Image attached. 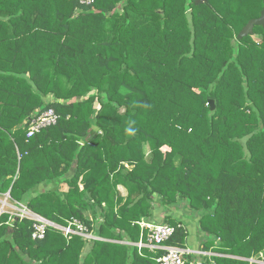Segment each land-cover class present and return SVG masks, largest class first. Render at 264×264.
I'll list each match as a JSON object with an SVG mask.
<instances>
[{
	"label": "trees",
	"instance_id": "trees-1",
	"mask_svg": "<svg viewBox=\"0 0 264 264\" xmlns=\"http://www.w3.org/2000/svg\"><path fill=\"white\" fill-rule=\"evenodd\" d=\"M263 6L0 0V194L97 236L5 211L0 264H158L130 244L151 218L208 264H264V27L239 37Z\"/></svg>",
	"mask_w": 264,
	"mask_h": 264
},
{
	"label": "built area",
	"instance_id": "built-area-1",
	"mask_svg": "<svg viewBox=\"0 0 264 264\" xmlns=\"http://www.w3.org/2000/svg\"><path fill=\"white\" fill-rule=\"evenodd\" d=\"M81 3L90 5L94 0H80ZM58 114L53 108L44 110L27 121L28 125V137L34 136L40 132L43 128L54 125L58 121ZM21 206L20 213H16V216L21 218H30L34 221L33 224V238L43 239L46 236L48 226H54L61 229L64 235L71 238L74 234L82 235L86 238H97L92 232H88L87 225L81 220H73L67 226L57 225L42 216L32 212L27 206L18 204ZM143 231L139 242L134 243L140 249L142 247H149L151 250L162 249L165 252L156 257L158 264H208L206 256H211L212 252L202 251L200 249H190L188 247H178L166 245L165 241L171 238L176 231L175 226L168 223H153L150 221L139 222ZM144 231H147L145 233ZM193 255V258L189 259L188 256ZM209 264H215L210 262Z\"/></svg>",
	"mask_w": 264,
	"mask_h": 264
},
{
	"label": "water",
	"instance_id": "water-1",
	"mask_svg": "<svg viewBox=\"0 0 264 264\" xmlns=\"http://www.w3.org/2000/svg\"><path fill=\"white\" fill-rule=\"evenodd\" d=\"M264 2V0H263ZM256 25H261L264 27V6H263V9L261 11V14L258 18H253L251 19L246 25L245 27L241 30L240 34H239V37H244V36H247L249 34H252L253 31H254V27ZM210 106H211V109L212 110H215L216 108V104H215V101L214 100H210ZM7 195L10 197L11 194H10V190L8 191ZM2 212H0L1 214Z\"/></svg>",
	"mask_w": 264,
	"mask_h": 264
},
{
	"label": "rangeland",
	"instance_id": "rangeland-1",
	"mask_svg": "<svg viewBox=\"0 0 264 264\" xmlns=\"http://www.w3.org/2000/svg\"><path fill=\"white\" fill-rule=\"evenodd\" d=\"M13 206L17 207L15 209H13ZM21 206H18V203L13 202V200L11 199V197H9L7 195V193L4 194H0V212H11L12 214H16V213H20V209ZM18 217V216H17ZM201 241H199L200 243Z\"/></svg>",
	"mask_w": 264,
	"mask_h": 264
},
{
	"label": "crops",
	"instance_id": "crops-1",
	"mask_svg": "<svg viewBox=\"0 0 264 264\" xmlns=\"http://www.w3.org/2000/svg\"><path fill=\"white\" fill-rule=\"evenodd\" d=\"M61 189L63 190V191H68L69 190V186H68V184L67 183H61ZM15 208H17V207H15V206H13V209H15ZM184 207L181 205L180 207H179V209L180 210H182ZM4 212V211H3ZM2 212V213H3ZM11 213V212H10ZM157 210L155 211V215H154V217H157ZM175 213V212H174ZM188 214H190L189 212H188ZM143 221H147V220H143ZM150 222H153V223H158L157 221H155V220H153V218H151L150 220H149ZM188 226H191V224H188ZM191 237V236H190ZM192 238V237H191ZM195 243L197 244L198 243V241H195ZM130 244H133L134 245V243H130ZM188 248H190V249H197V248H192L191 246H188Z\"/></svg>",
	"mask_w": 264,
	"mask_h": 264
},
{
	"label": "clouds",
	"instance_id": "clouds-1",
	"mask_svg": "<svg viewBox=\"0 0 264 264\" xmlns=\"http://www.w3.org/2000/svg\"><path fill=\"white\" fill-rule=\"evenodd\" d=\"M127 131H132V129H128Z\"/></svg>",
	"mask_w": 264,
	"mask_h": 264
}]
</instances>
